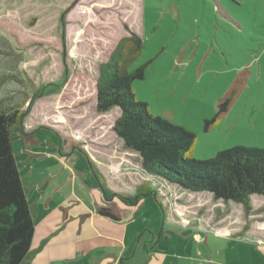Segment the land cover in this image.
<instances>
[{"label": "rangeland", "instance_id": "rangeland-1", "mask_svg": "<svg viewBox=\"0 0 264 264\" xmlns=\"http://www.w3.org/2000/svg\"><path fill=\"white\" fill-rule=\"evenodd\" d=\"M130 30L142 46L127 69L147 64L145 77L132 84L134 96L195 134L192 157L264 147V0H0V106L27 109L22 130L32 138H14L13 149L31 201L37 184L62 189L65 179V189L75 183L89 200L84 182L95 178L86 158L78 152L66 161L59 151L82 144L113 190L133 194L146 181L158 189L168 215L163 220L156 205L148 222L156 234L150 247L158 248L149 264H264L262 195L253 194L246 211L150 176L112 130L119 108L96 111L98 66ZM227 98V110L204 130ZM71 168H82L87 179H68ZM60 191L52 204L63 198ZM38 205L41 221L45 209Z\"/></svg>", "mask_w": 264, "mask_h": 264}, {"label": "trees", "instance_id": "trees-1", "mask_svg": "<svg viewBox=\"0 0 264 264\" xmlns=\"http://www.w3.org/2000/svg\"><path fill=\"white\" fill-rule=\"evenodd\" d=\"M141 46V38L130 30L112 49L108 59L99 64L95 84L96 111L106 113L119 108L112 130L126 149L138 154L141 167L150 176L161 177L191 192L206 191L216 200L239 203L249 211L253 194L264 197V147L238 145L221 150L204 161L192 157L195 134L153 115L148 104L134 96L132 84L145 77L147 64L131 71L127 65L139 54ZM229 104L227 98L218 105L216 116L204 120V130L227 110ZM26 110H22V105L0 106V264H27L33 254L30 245L35 208L27 200L13 149L14 138L23 132ZM73 146L86 158L105 201L135 206L149 197L163 212L159 191L149 181L137 186L133 194L115 191L81 144ZM98 213L118 220L105 207L99 208Z\"/></svg>", "mask_w": 264, "mask_h": 264}, {"label": "crops", "instance_id": "crops-1", "mask_svg": "<svg viewBox=\"0 0 264 264\" xmlns=\"http://www.w3.org/2000/svg\"><path fill=\"white\" fill-rule=\"evenodd\" d=\"M218 6L220 7L219 4ZM31 134L33 131H23L16 138H19L20 135L26 139L28 136L32 138ZM73 145H63V148H59V151H63V153L60 152L61 155H67L66 161H76L74 159L75 154L80 158L78 149ZM81 147L88 152L91 159L100 163L86 147L82 144ZM16 160L18 165L17 152ZM79 161L80 159L76 163ZM97 167L102 172L100 166L97 165ZM80 169L78 172L75 168L72 169V174L67 171L68 179L75 178L77 175L78 178L81 176L83 180L87 179L84 172H79ZM20 176L22 185L26 189L27 200L35 208L34 234L30 245V251L33 254L27 264H149L152 254L156 256L155 248H158L154 246L152 249L150 247V243L155 239L156 234L154 228L148 226V222L151 220L150 217H155L157 204H154V201L149 197L143 198L135 206H126L116 201L107 202L103 199L102 193L93 179V181L90 180V183L84 182L85 193L89 197L86 202L84 195L77 194L78 186L75 183L68 186L67 189L64 188L65 179L61 181L63 183L62 189L53 187L52 184L43 189L40 187L41 183L37 184L38 194L33 195L35 201H31L28 189L23 184L21 173ZM50 186L52 189L49 188ZM59 190H61L60 196L63 198L58 200L56 204H52L51 196ZM44 191L51 194L46 199L42 194ZM146 198L151 201L148 202ZM38 201L43 204L45 209L41 221L37 218L40 211ZM161 203L163 207L162 219L165 220L166 215H168L167 207L163 200ZM107 205L109 207L110 205L114 206L117 221L105 218L98 213L99 208L105 207L107 209ZM137 216H140L138 221L136 220ZM170 219L174 221L175 218ZM36 220L40 222L38 230L36 229ZM219 233H224V231L220 230ZM142 235L146 239L141 237ZM248 236L251 237L252 234H248ZM255 239L259 242V237ZM259 246L264 249V240L259 242Z\"/></svg>", "mask_w": 264, "mask_h": 264}]
</instances>
